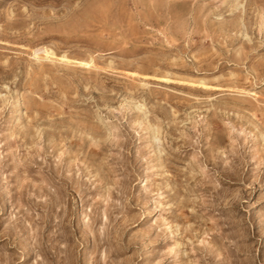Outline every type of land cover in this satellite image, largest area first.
Instances as JSON below:
<instances>
[{
    "label": "rangeland",
    "instance_id": "1",
    "mask_svg": "<svg viewBox=\"0 0 264 264\" xmlns=\"http://www.w3.org/2000/svg\"><path fill=\"white\" fill-rule=\"evenodd\" d=\"M87 262L264 264V0H0V264Z\"/></svg>",
    "mask_w": 264,
    "mask_h": 264
},
{
    "label": "bare ground",
    "instance_id": "2",
    "mask_svg": "<svg viewBox=\"0 0 264 264\" xmlns=\"http://www.w3.org/2000/svg\"><path fill=\"white\" fill-rule=\"evenodd\" d=\"M87 261H88V259H87ZM87 264H88V262H87Z\"/></svg>",
    "mask_w": 264,
    "mask_h": 264
}]
</instances>
